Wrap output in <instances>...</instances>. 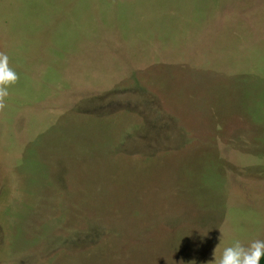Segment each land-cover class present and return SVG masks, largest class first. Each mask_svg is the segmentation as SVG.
<instances>
[{
    "label": "rangeland",
    "instance_id": "1",
    "mask_svg": "<svg viewBox=\"0 0 264 264\" xmlns=\"http://www.w3.org/2000/svg\"><path fill=\"white\" fill-rule=\"evenodd\" d=\"M0 53V264H214L264 240V0H0ZM206 152L228 213L174 186Z\"/></svg>",
    "mask_w": 264,
    "mask_h": 264
},
{
    "label": "crops",
    "instance_id": "2",
    "mask_svg": "<svg viewBox=\"0 0 264 264\" xmlns=\"http://www.w3.org/2000/svg\"><path fill=\"white\" fill-rule=\"evenodd\" d=\"M195 110L191 111V114L194 115ZM191 137L190 140H202L201 137L209 138L210 136L203 130V127L198 126L197 123H193L191 126ZM203 130V131H202ZM211 129H207L208 133H210ZM181 133L184 132V128L182 127ZM212 136V135H211ZM208 142V141H207ZM197 156L201 157L200 162L202 163L199 166L191 167V169H183V166L175 163V173H174V186L181 184L184 187L185 197H195V203L193 206H196L198 200L202 197L206 200L210 196V191L222 189L219 192V200H222L225 210V213H228V204L226 202L227 195H226V185L224 182V176L220 174V172L215 168L212 169L211 162H209V157L206 153L197 154ZM195 160V157H194ZM187 172V174L185 173ZM190 179L188 180V178ZM219 185V186H218ZM204 187V189H203ZM190 194V196L188 195ZM225 197V199H223ZM175 198V197H174ZM176 199V198H175ZM222 212L214 218H218V220L225 214Z\"/></svg>",
    "mask_w": 264,
    "mask_h": 264
},
{
    "label": "clouds",
    "instance_id": "3",
    "mask_svg": "<svg viewBox=\"0 0 264 264\" xmlns=\"http://www.w3.org/2000/svg\"><path fill=\"white\" fill-rule=\"evenodd\" d=\"M18 73L10 67L9 56L0 53V109L5 107V98L9 96V88L16 84ZM264 258V240H256L248 246L235 241L232 246L224 249L217 260L214 253V264H260Z\"/></svg>",
    "mask_w": 264,
    "mask_h": 264
},
{
    "label": "trees",
    "instance_id": "4",
    "mask_svg": "<svg viewBox=\"0 0 264 264\" xmlns=\"http://www.w3.org/2000/svg\"><path fill=\"white\" fill-rule=\"evenodd\" d=\"M260 264H264V258L261 259Z\"/></svg>",
    "mask_w": 264,
    "mask_h": 264
}]
</instances>
